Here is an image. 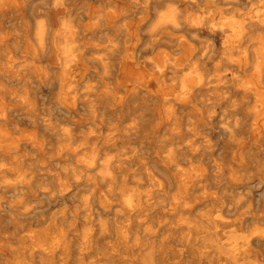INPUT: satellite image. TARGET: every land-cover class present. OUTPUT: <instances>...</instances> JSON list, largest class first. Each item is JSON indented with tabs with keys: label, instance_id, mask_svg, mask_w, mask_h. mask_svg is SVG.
<instances>
[{
	"label": "bare ground",
	"instance_id": "bare-ground-1",
	"mask_svg": "<svg viewBox=\"0 0 264 264\" xmlns=\"http://www.w3.org/2000/svg\"><path fill=\"white\" fill-rule=\"evenodd\" d=\"M211 88L239 97L222 112L214 182L184 134ZM150 119L143 137H169L161 165L117 147ZM261 153L264 0H0V264L25 246L46 264H92L99 247L110 262L172 264L194 225L208 264H261L264 200L244 191L264 189ZM193 195L231 201L200 210Z\"/></svg>",
	"mask_w": 264,
	"mask_h": 264
},
{
	"label": "rangeland",
	"instance_id": "rangeland-1",
	"mask_svg": "<svg viewBox=\"0 0 264 264\" xmlns=\"http://www.w3.org/2000/svg\"><path fill=\"white\" fill-rule=\"evenodd\" d=\"M217 44H218V50L222 49V45L219 41H217ZM222 56L223 55H221L217 59V61L223 62V60L226 59V56H223V58ZM218 92L221 93L222 90H218ZM214 93L215 91L211 88L209 91H207L208 96L202 97L201 102L199 103V111H197V115H194L192 113L187 114L189 121L190 122L192 121V123L195 122L196 117L200 118L201 120L195 130H191L190 132L184 133L189 138L192 136L194 137L195 135L196 137L194 138L200 139L199 146L194 147L192 152L186 151L185 154L188 155L189 159H191L193 165L195 166V169L198 172L205 174L211 182H214L213 181L214 180V176H213L214 170L212 168L213 161L216 160L218 162H225V160L229 156V152L224 147V144L222 142V139H223L222 132L219 129V128H222V126L224 125V121L222 120V112L229 108L230 101H235L239 99V97H235L232 100H230L229 98L230 95L228 94L226 95V98H224V100H217L216 98L213 97ZM210 110L214 111L212 115L213 117L211 120L213 122L212 125H210L211 123L205 120L207 117L208 111ZM153 122L154 120L150 119L149 122L144 123L143 125L145 129L141 132V134L138 137H133L130 134L128 135L125 134L126 136L123 135L122 137L118 138V143H117V147L120 149L122 147H132L133 145L137 146V149L142 148L146 152V156H148V160L151 166L162 164V160L160 158H157L155 151L159 150L160 153H163V145L159 141L169 140V137H164V135L166 134V130L163 126L160 129V136H161L160 139L154 140L153 138L146 139L145 137H143L145 135L153 134V132H151L150 130L151 126L153 125ZM106 150L107 149H105V151ZM183 156L185 155L183 154ZM258 159L263 161L262 163L264 165V157L262 153L258 154ZM134 168L138 169L139 165L137 163H134ZM224 185L222 186L223 189L221 191L229 190L230 192H232V189L230 187L227 188L226 186L224 187ZM256 185L257 187L255 188H253V186L244 188V191L245 192L246 190L251 191L255 195L256 198L264 200V189L260 188V186L258 187V184ZM192 198H193L192 200L199 206L200 210H202L204 207H207V206L209 207V209H213L221 205L222 202L228 203L231 201L229 198H223L222 195H220L218 199H214L212 201L199 200L194 195L192 196ZM41 205H46V202L42 200ZM62 209H63L62 207L56 208L55 212L60 213ZM133 221H136V219H131V221L125 222L124 225L129 226ZM194 226H195V230L193 232L192 242L183 251L180 250L178 247L172 248L170 251V256H169L170 263L172 264H208V261H206L203 258L202 253L199 247L197 246L198 243L206 237L207 233L204 229H201L197 225H194ZM23 235H26V234L24 233ZM13 247H14L13 249L17 248L15 245ZM28 250H29L28 246H25L21 248L19 252L18 251L15 252L14 261L16 264H44L45 263L44 261L41 262L40 258L36 255L32 258ZM74 251H77V249L75 248ZM105 251H106L105 248H102V247L92 250V264H124L126 258L116 259L114 262H110L108 260V257ZM81 253H82L81 255H78L80 258L78 257L77 260L83 259L85 257L84 255L85 253L83 252ZM252 254H253L252 255L253 260L259 261L261 264H263L264 263V244L256 245ZM55 255H56V258L59 259L60 251H56ZM223 264L225 263L223 262Z\"/></svg>",
	"mask_w": 264,
	"mask_h": 264
}]
</instances>
